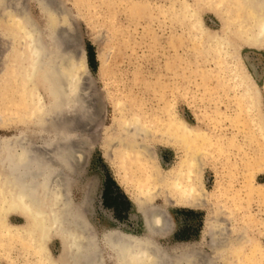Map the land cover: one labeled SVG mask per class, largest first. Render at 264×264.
<instances>
[{"label": "bare ground", "instance_id": "obj_1", "mask_svg": "<svg viewBox=\"0 0 264 264\" xmlns=\"http://www.w3.org/2000/svg\"><path fill=\"white\" fill-rule=\"evenodd\" d=\"M36 1L43 26L32 19L22 2L14 10L9 7L7 34L13 48L11 71L5 75L15 84L13 108L19 129L11 136L0 137V260L8 264H103L105 246L115 264H264V250L250 232L254 231L252 220L237 228L232 223L235 211L228 205L225 186L218 180L210 192L202 174L203 165L215 152L227 155L233 147L243 148L244 140L252 145L257 132L264 139V115L256 105L257 86L236 55L238 42L264 46V0H195V4L191 0H170L161 8L173 21L182 23L187 33L171 34L170 45L191 40L195 54L211 57L220 72L230 74L232 81L221 78L218 83L239 88L242 107L231 119L234 122L245 113L252 118L253 128L245 131L243 140L236 131L228 135L189 123L177 113L174 102L147 114L140 105L129 107V100L115 97L116 115L105 137L107 153L119 180L129 188L148 234L135 236L108 229L102 237L104 246H100L87 215L93 188L81 201L72 195L73 177L79 175L88 144L92 143L81 134V126L87 116L90 125L95 122L93 114H86L91 110L84 90L86 58L74 42L69 21H53L56 13L68 17L67 9L56 0ZM206 6L218 12L220 28L205 25L200 11ZM131 8L135 14L152 10L148 0L133 2ZM172 64H176L175 59ZM159 143L168 144L178 153L177 161L166 169H162L155 151ZM252 150L255 159L264 156V142L252 146ZM254 188L250 185V194L257 192L264 198V185ZM235 197L231 200L238 206L241 201ZM157 198L164 204H157ZM208 202L212 208L207 227L211 253L180 246L170 254L153 240L152 236H165L173 227L167 211L170 203L199 208ZM12 215L24 221L13 223ZM54 237L61 246L58 256L50 248ZM17 245L25 254L24 262L11 255Z\"/></svg>", "mask_w": 264, "mask_h": 264}, {"label": "rangeland", "instance_id": "obj_2", "mask_svg": "<svg viewBox=\"0 0 264 264\" xmlns=\"http://www.w3.org/2000/svg\"><path fill=\"white\" fill-rule=\"evenodd\" d=\"M84 1L56 0L57 5L67 9L69 16L56 13L53 21H69L75 35L74 42L87 62L83 79L85 95L89 98L87 105L91 110L88 109L86 114H93L95 122L90 125L87 116L81 126V134L92 143L88 144L85 164L79 175L73 177L72 195L76 201H81L90 187L93 188L87 215L100 246H104L102 237L108 229L117 228L135 236L148 234L143 218L131 199L129 188L119 180L116 166L110 153H107L105 137L116 115L114 99L120 97L124 101H136L126 103L133 108L140 105L147 114L154 110L158 112L174 102L177 113L189 123L228 135L236 131L243 140L246 139L245 131L253 128V122L245 113H241L234 122L231 119L232 115L238 113L237 109L242 107L239 103V88L223 87L218 83L221 78L232 81L230 74L220 72L211 57L203 58L195 54L191 40H183L175 47L170 45L171 34H187L182 23L173 21L169 13L170 17L161 10L170 4V0H148L152 10L139 11L138 14L133 13L132 3L143 0ZM191 1L196 3L195 0ZM3 2L5 0H0V137L11 136L19 129L13 108L16 107L15 84L5 75V72L11 71L9 60L11 62L13 48V40L7 34L11 21L10 8L14 10L17 3L22 2L32 19L44 25L36 0ZM200 16L209 28H220L216 10L202 7ZM236 55L249 79L256 83V105L264 115V46L238 42ZM174 59L176 64H172ZM244 141L245 145H241L244 149L233 147L227 155L215 152L214 157L203 165L202 174L205 187L210 192L215 190L218 180L222 182L228 205L235 211L232 223L239 228L247 219L252 220L254 231L250 232L254 233L264 250V198L257 192L250 194V185L256 187L254 189L264 185V164L256 165L264 163V156L255 159L252 150V146H260L264 139L257 132L252 145ZM155 151L162 169L178 159V153L166 143L155 144ZM233 196H237V202L241 201L238 206L231 200ZM156 203L162 205L164 201L157 198ZM210 203L199 208L170 203L167 211L173 227L165 236H152L153 240L170 254H174L180 246L203 248L211 253L212 238L207 232L211 221ZM10 220L17 224L24 221L19 215L10 216ZM20 247L17 245L11 255L24 262L25 254ZM50 248L54 256L60 254L61 246L57 238L50 241ZM103 253V264H115L105 246ZM0 264L8 262L0 260Z\"/></svg>", "mask_w": 264, "mask_h": 264}]
</instances>
